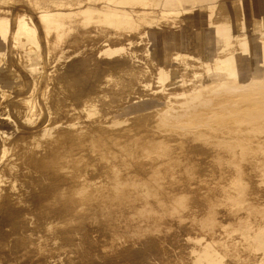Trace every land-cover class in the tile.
Listing matches in <instances>:
<instances>
[{"label":"bare ground","instance_id":"6f19581e","mask_svg":"<svg viewBox=\"0 0 264 264\" xmlns=\"http://www.w3.org/2000/svg\"><path fill=\"white\" fill-rule=\"evenodd\" d=\"M126 1L116 2L132 4L138 0ZM32 3L33 0H28L30 7ZM4 4L16 5L17 2L7 0ZM177 5L176 0H167L166 7ZM263 9L262 0H253L257 15ZM33 22L40 30L47 27L45 22ZM8 23L6 18H0V66L3 64L12 69L18 79L15 80L17 84L9 86L6 92L0 85V264H174L179 257L189 261L192 243L222 255L226 250H233L227 246L230 235L227 227L228 218L236 216L234 211L219 213L218 217H224V220L212 233L183 225L180 219L173 221L161 217L163 214L167 217L172 206L184 199L189 207L179 209L184 217L189 219L193 211L202 214L218 188L230 186L236 178L244 186L241 197L247 207L255 210L264 207V183H261L264 168H259L264 155V138L255 136L251 137L253 143H232L228 148H219L217 142H211L216 140L211 137L210 141L196 135L182 138L172 136L168 131L158 136L148 126L160 110L147 111L144 107L152 105L148 101L139 107L134 106L133 101L123 106L130 107L131 111L126 113L132 118L128 120L127 128L112 133L111 139L116 144L109 141L105 131H98L90 138L86 135L87 127L75 129L72 125L102 118L92 114V106L99 104L103 111L104 101H113L118 94L122 95L123 102L134 97H151V90L137 82L139 73L130 70L131 65L125 58L121 61L116 57L108 60L110 67L106 76L97 74L90 81L80 79L74 84L67 76L69 73L61 68L63 64L59 57L53 54L47 30L43 31L42 38L43 67H33L29 65L31 57L26 55H30V51L24 54L18 46L32 48L34 45H30L37 42V36L31 34L27 22L14 21L11 28L16 36L9 45ZM244 44L238 45L246 46ZM26 62L28 67L24 70ZM167 78V74L163 75L159 89L164 87ZM244 131L236 129L235 136L224 139L238 140V135ZM41 137L57 147L46 148L39 141ZM71 138L83 141L77 144L76 152L64 147L63 139ZM19 140L26 142L20 144ZM160 143L169 144L159 148ZM44 153H48L49 158L44 157ZM109 154L117 155L118 161L107 162L105 158ZM68 155L85 157L89 161L85 174L103 196H116L113 174L117 183V177L122 176L125 181L138 184V191L133 188L125 191L119 208L111 215V225L118 235L138 232L139 226L131 220L133 212L148 203L162 206L157 209L158 232L144 233L138 240L123 244L115 239L99 207L91 210L87 223L75 225L74 229L65 225L68 215L61 209L64 210L66 192L71 185L65 180H54L47 171L56 167L58 156ZM124 171L127 174H122ZM41 185L49 193L51 211L45 221L35 224L33 216L36 213L23 205L27 200L23 203L19 198L21 195H38ZM144 185L154 189L155 198L148 200L140 196V191L146 189ZM254 225L257 228L264 226V219L255 220ZM48 227L50 231H47ZM76 231L81 235L76 236ZM191 236L196 238L193 240ZM256 238L262 243L261 238ZM233 241L237 242V238ZM233 252L236 254L224 259V264H244L250 259L258 261L251 247L243 249L238 245Z\"/></svg>","mask_w":264,"mask_h":264},{"label":"rangeland","instance_id":"374dc122","mask_svg":"<svg viewBox=\"0 0 264 264\" xmlns=\"http://www.w3.org/2000/svg\"><path fill=\"white\" fill-rule=\"evenodd\" d=\"M5 1L0 0V18L9 21V45L16 36L11 28L14 21L27 22L33 30L31 34L37 36V42L30 45H34L32 48L18 46L24 54L30 51V55L26 54L31 57L29 65L43 67L42 38L43 31L47 30L53 54L59 57L63 64L61 68L69 73L67 76L74 84L80 79L90 81L97 74L106 76L110 67L108 60L118 57L121 61L125 58V62L131 65L130 70L139 73L137 82L151 90V97H134L125 102L118 94L115 100L104 101L103 111L99 104L92 106V114L102 118L92 123L83 121L72 125L75 129L87 127L86 135L90 138L98 131H105L109 141L116 144L111 139L112 133L127 128L128 120L132 118L127 113L131 110L123 106L131 101L136 107L152 102L144 108H148L147 111L160 110L155 121L148 126L158 136L168 131L170 135L182 138L196 135L210 141L211 137L216 139L211 142H217L219 148H228L232 143H253L251 137L255 136L264 138V9L257 15L253 0H176V7H166L167 0H138L132 4H120L116 2L118 0H33L32 7L28 0H14L16 5H5ZM33 20L45 22L47 27L40 30ZM240 42L246 46L238 45ZM27 67L28 62L23 69ZM165 74L168 78L164 87L159 89ZM17 76L12 69L1 64L0 85L5 92L9 86L17 84ZM236 129L245 130L238 135V140L224 139L235 136ZM15 132L20 133L16 129ZM39 141L51 150L57 147L45 137ZM63 141L64 147L75 152L77 144L83 142L80 138ZM19 142L24 144L26 140ZM167 144L160 143L157 147ZM43 156L49 158L50 155L44 153ZM57 158L56 167L47 174L71 185L66 192L64 210L61 209L68 215L65 225L74 229L75 225L87 223L91 210L99 207L115 239L123 244L138 240L144 233L158 232L157 209L162 208L159 204L148 203L133 212L132 223L139 226L136 233L118 235L111 225V215L119 208L125 191L130 188L138 191L137 183L125 181L122 176L117 177V183L113 174L116 196H103L98 193L99 187L92 185L85 174L89 165L85 157L68 155ZM105 159L107 162L118 161L117 155L113 154ZM262 159L260 169L264 168V155ZM261 183H264L263 179ZM40 187L38 195H21L19 198L23 203L27 200L23 205H28L36 213L33 216L35 224L45 221L51 211L49 193L43 185ZM144 187L146 189L140 191V196L148 200L155 198L154 189L149 185ZM243 188L242 182L236 178L230 186L218 188L202 214L193 211L189 219L184 217L179 211L189 208L184 199L174 204L167 217L163 214L161 219H180L183 225L212 233L224 220L218 214L234 211L236 216L228 218L230 235L227 246L233 250L238 245L243 249L251 247L258 261L250 259L244 264H264V226L257 228L254 225L255 220L264 219V207L259 210L247 207L241 197ZM47 231H50L49 227ZM80 235L81 232L76 231V236ZM256 237L261 238L262 243ZM190 238L194 240L196 236ZM233 238H237V242ZM196 246L197 243L191 244L189 261L179 257L174 264H224V259L236 254L233 250H226L222 255ZM57 259L60 261L61 257Z\"/></svg>","mask_w":264,"mask_h":264}]
</instances>
